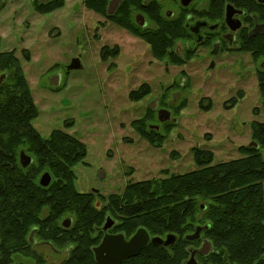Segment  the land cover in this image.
<instances>
[{
	"label": "rangeland",
	"instance_id": "1",
	"mask_svg": "<svg viewBox=\"0 0 264 264\" xmlns=\"http://www.w3.org/2000/svg\"><path fill=\"white\" fill-rule=\"evenodd\" d=\"M51 1L0 0V52L15 51L21 61L39 109L33 124L40 134L49 138L62 129L87 145L85 162L74 166L76 188L93 194L95 203L108 205L130 181L196 169L195 147L213 151V163H219L242 157L239 148L254 143L253 123L264 121V54L222 48L212 56L213 43L200 48L190 40L182 48L184 39L182 47L177 40L171 47L183 62L169 61L157 57L147 39L157 24L147 17L146 27L137 22L143 11H131L125 24L121 15L112 19L88 9L85 0H63L49 13L38 10ZM158 1L167 21L183 15L181 0ZM209 6V0H194L187 7L192 19L186 14L185 21ZM75 58L82 67L69 70ZM55 77L59 84L53 86ZM162 109L169 120L160 121ZM142 130L155 132L156 140ZM43 256L46 264L63 258L38 244L2 253L0 264H40Z\"/></svg>",
	"mask_w": 264,
	"mask_h": 264
},
{
	"label": "trees",
	"instance_id": "2",
	"mask_svg": "<svg viewBox=\"0 0 264 264\" xmlns=\"http://www.w3.org/2000/svg\"><path fill=\"white\" fill-rule=\"evenodd\" d=\"M110 1L85 0V4L112 19L121 15L125 24L130 23L131 11H143L142 15L157 24L156 32L147 38L156 56L183 62L171 47L175 40L189 38L185 15L188 19L193 13L187 7L183 6L181 17L167 21L158 0L149 4L145 0H122L117 11L108 15ZM63 2L53 0L38 10L49 13ZM228 3L252 15L251 25L264 22V3L258 0H209L207 12L197 14L223 22ZM248 46L252 53L264 54V33L253 35ZM166 48L172 51L167 54ZM4 74L0 83V250L30 248L29 234L38 228L42 239L58 241L63 247L69 241L68 233L76 236V260L70 264H90L89 233L101 222L103 213L97 209L93 194L76 188L74 171L76 164L85 162L88 147L65 130L55 129L45 138L36 129L33 122L39 109L15 51L0 52V77ZM259 78L264 89V71ZM252 127L258 146H241L242 157L213 163V151L195 147L196 169L183 174L167 169L162 178L130 181L123 193L110 197L106 207L118 218L123 217L127 232L145 227L154 236H178L171 246L174 254L165 246L151 245L130 264H181L186 258L185 248L191 244L186 236L197 226H208L201 237L212 245L208 254H200V264H264V121L254 122ZM141 132L150 142L156 140L155 132ZM22 151L34 159L26 168L20 162ZM44 170L53 177L47 187L40 184L39 175ZM66 214L76 218L70 232L60 224Z\"/></svg>",
	"mask_w": 264,
	"mask_h": 264
},
{
	"label": "flooded vegetation",
	"instance_id": "3",
	"mask_svg": "<svg viewBox=\"0 0 264 264\" xmlns=\"http://www.w3.org/2000/svg\"><path fill=\"white\" fill-rule=\"evenodd\" d=\"M258 1L264 3V0H258ZM193 2H194V0L190 3V5ZM228 4H232L236 9L243 12L241 14H236L234 16L235 19H239L242 22V26L238 30L232 31L228 27V25L225 21L226 8H225V12H224L223 22H212L209 18H206L200 14L201 15L200 17H197L193 21L190 20L189 22L186 23V25L187 24H194L195 22H198L201 20H208L211 23V25H218V27L215 29H211V28L204 29L202 32V36H200L201 37L200 42H197V39L195 38V36H193L189 33V38L186 39L187 41H185V43L183 44V47L181 45L182 44L181 41H179L177 43V45L181 46L182 48H188L190 46L189 41L191 40L195 45H200V48H203V47H210L211 43H213L212 49H210V53L212 56H216L217 54L221 53L222 48H224V49L227 48L228 52H230V53L252 54V50H251L250 46H248V43L251 42V37H252L251 32L256 27L257 24L264 23V22H258L257 21V22H255V24L251 25V19L253 18L252 15H250L244 9L236 7L233 3H228ZM189 6H187V7H189ZM202 12H203V10L201 9L200 13H202ZM167 15H168V17H173V16H170L169 13H167ZM145 19H146V17H145ZM189 19H192V16H190ZM136 20H137V17H136ZM146 21H148V20L146 19ZM147 25H148V22H147ZM146 26H144V27H146ZM262 33H264V31ZM262 33H260V34H262ZM179 43H180V45H179ZM184 51H185V49H184ZM212 64H215L214 61L211 62V66H212ZM41 177H40V180H41ZM96 207L99 211H101L103 213V216H102L101 222L99 224H95L89 233V236H90L89 240L92 241L91 245L89 246V252H90V257H91V263L90 264H98L97 260H96L95 249L102 244V242L104 241V239L107 236H112V238H114V237L122 235L126 241H130L134 237V235L137 233V231L141 228V227H137L133 232L129 233L123 227L124 220L121 219L123 217L118 218L117 216L114 215V213L110 210V208H108L104 205L100 206L98 202H96ZM75 219L76 218L74 216H72L71 214H66L65 216L61 217L60 224H61L62 228L65 230V232H67V231L70 232V230L73 228V226L75 224ZM68 220H70V224L68 226H65L64 223L67 222ZM198 227L199 226H197L196 229ZM34 229H36V232L33 236L35 242H31V232ZM34 229H32V231L30 232L29 237H28L30 248L35 246V245H38V244H44V245L50 246L56 254H58L60 257L63 256L62 260L59 261V264H70L71 260H73V258L76 260V258L74 256L75 253L73 252L78 245L76 236L72 237L71 234L68 233L69 234V241L67 243V246L63 247L58 243V241L56 242L55 240H52V239H42L39 236V229L38 228H34ZM195 231L193 233H195ZM193 233H191V234H193ZM169 234H173V233H169ZM169 234H167V235H169ZM150 235H151V238L156 237V235L154 236L151 233H150ZM167 235L166 236H159V237L166 239ZM201 236H202V234H201ZM60 237L62 238L61 235H60ZM58 238L59 237H57V239ZM177 240H178V236L176 235V241L173 244H171L169 246H165V245H159V246H165V247L171 249V246H173L177 242ZM206 241L207 240L203 239L202 237L198 238L197 240L190 241L191 244L188 245V247L186 249L187 250L186 258L183 260V262L181 264H186L189 261V259L192 256L193 251H197L195 258L198 261V263L200 264V254H201L200 249L202 248L204 242H206ZM151 245H158V244H155L152 241H150L148 246H146L143 250H141L137 256L129 257L128 259H126L125 261H123L119 264H130L132 260L138 258L140 256V254L145 249L150 247ZM104 256H107L106 252L104 253ZM1 258H2V252H1ZM1 258H0V260H1ZM46 260H47L46 257L43 256L42 260H40L39 262H40V264H46ZM47 264H54V263H47Z\"/></svg>",
	"mask_w": 264,
	"mask_h": 264
},
{
	"label": "water",
	"instance_id": "4",
	"mask_svg": "<svg viewBox=\"0 0 264 264\" xmlns=\"http://www.w3.org/2000/svg\"><path fill=\"white\" fill-rule=\"evenodd\" d=\"M122 0H111L107 13L108 15H113ZM193 0H182L181 3L183 6L187 7L190 5V3ZM242 11L236 9L232 4H227L226 6V13H225V21L228 25V27L232 31L238 30L242 26V22L239 19H235L236 14H241ZM170 16H172V12L169 13ZM137 21L141 26H146L147 21L142 14L137 15ZM218 25H211V23L208 20H201L198 22H195L194 24H187L186 28L188 32L195 36L197 39V42H200V36H202V32L206 28L215 29ZM264 31V23L257 24L256 27L252 30L251 35H257ZM180 45V43H179ZM82 67L81 61L79 58H75L72 63L69 65L68 69H79ZM211 67H214V64H212ZM6 75H2L0 77V83L5 79ZM51 83L53 86H56L59 84V78L55 77L51 80ZM152 107H156V103L152 104ZM159 119L160 121H167L170 119V112L166 109H162L159 111ZM255 145L258 146L255 142L251 143V146ZM34 159L32 156L28 155L25 151H22L20 154V162L23 167H28L33 163ZM52 175L49 172H46L42 175L40 184L44 187H47L52 182ZM205 208V206H203ZM65 226H68L70 224V220L64 223ZM205 228H208V226L203 227L199 226L195 233L189 234L186 236L187 240L194 241L201 237V234ZM36 232V229H34L31 232V242H35L33 236ZM152 241L155 244L158 245H165L169 246L173 244L176 241V235L175 234H169L167 235V238L164 239L162 237L156 236L151 238L150 232L144 228L141 227L137 233L134 235V237L130 241H126L122 235L112 238V236H107L102 244L98 246L95 249L96 253V260L98 264H119L129 257H134L139 254L141 250H143L148 244ZM212 249V245L209 241L204 242L202 248L200 249L201 254H208ZM107 253V256H104V253ZM197 251L192 252V256L189 259V261L186 264H199L198 261L195 258ZM0 258H1V252H0Z\"/></svg>",
	"mask_w": 264,
	"mask_h": 264
}]
</instances>
